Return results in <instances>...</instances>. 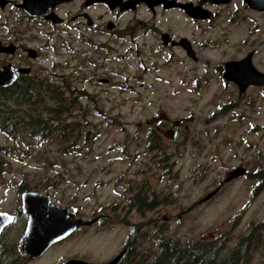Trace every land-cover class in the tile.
Segmentation results:
<instances>
[{
  "label": "rangeland",
  "instance_id": "374dc122",
  "mask_svg": "<svg viewBox=\"0 0 264 264\" xmlns=\"http://www.w3.org/2000/svg\"><path fill=\"white\" fill-rule=\"evenodd\" d=\"M5 12L0 9V38L8 30L4 18L16 25L17 12ZM133 17L121 14L119 28ZM154 20L190 38L196 58L179 46H161L157 33H146L138 45L121 35L115 53L101 49L97 59L85 63L86 45L77 31L53 29L43 20L31 23L29 33L37 35L33 44L40 51L34 67L58 85L65 86L64 76H69L76 104L65 117L80 128V138L77 132L67 139L29 135L22 107L15 114L19 121L13 118L17 125L8 120L2 129L0 122V209L19 210L21 191L36 189L83 218L112 215L105 225L97 220L79 227L24 264L108 259L129 230L116 223L121 219L146 231L136 244L139 257L153 254L158 234L224 243L225 255L241 235L252 232L257 244L249 264H264V86L240 91L222 76L225 60L249 50H254V65L264 71V19L242 0H232L228 12L224 8L211 20L172 12ZM108 38L106 33L98 37ZM153 123L162 129L154 135L159 147L150 149ZM238 165L245 172L225 180ZM142 178L147 182L137 184ZM144 184L161 201L142 215L127 203L130 190ZM25 221L20 213L4 230L2 251L22 253Z\"/></svg>",
  "mask_w": 264,
  "mask_h": 264
},
{
  "label": "flooded vegetation",
  "instance_id": "af4514ba",
  "mask_svg": "<svg viewBox=\"0 0 264 264\" xmlns=\"http://www.w3.org/2000/svg\"><path fill=\"white\" fill-rule=\"evenodd\" d=\"M231 1L232 0H46V2H42L38 5V9H40V6H42L43 11L42 13L37 14L30 12L29 9L27 10L23 6L25 0H0V9L5 10V14H8L9 12L12 13L15 11L17 12L15 22L16 25H9L7 22H5V18L2 24L6 25L8 27V30L7 33L0 38V67H2L4 64L11 63V67L15 70L16 76L13 82L9 85H12L17 82V89L20 92H22V87L27 82H29L30 79H36L38 77L43 76H40L38 73L39 71L36 70V68L34 67V61L40 55L38 47L33 44V40L37 39V35L35 33H29L31 31L30 27H32L31 23H34V21L36 20H43L49 22L51 26L54 27L53 29H61V27L66 26V29L71 32L72 30L77 31L83 43H85L86 45L85 49L83 50V54L86 56L85 58H83L85 63L92 61L94 57L97 59V57L100 55L101 49L102 51L105 50L108 52L115 53L116 46L114 43L121 35H128V39L130 40V42L136 43V45H138L139 38L144 37L146 33L150 35L157 33L158 41L161 46H179L188 54L187 49L181 43L183 41V37H186L190 47L194 50L195 57L191 56L190 54L188 55L191 58L195 59L196 51L194 48V43L190 40V38H188L186 35L177 34L173 32V28H170L168 26H166V28H161L155 23L154 17L163 15L166 12H172L173 14L185 15L187 18H192L196 21L204 19L211 20L212 18L220 14V12L224 8H227L228 12V3H230ZM31 2L37 3L35 1ZM242 2L246 8L260 13L261 18L264 19V7H253L247 0H242ZM24 4H26V2ZM184 5H186V7ZM30 7L36 6L32 5ZM189 9H194L195 14L204 15L196 16L190 13ZM123 13H129L134 17L130 19L129 22L123 28H119L118 20L120 15ZM108 14L112 15V17H106V15ZM144 14H147V16L143 17ZM58 17L61 19H58ZM105 33L109 35V38L106 40H99L98 37ZM46 34L51 35V33ZM9 44L13 45L12 52L9 49H5V46H8ZM92 51L93 56L91 57ZM249 51H252L253 63L254 50ZM226 61H228V59L225 60L223 64V78ZM219 67L221 68V65H219ZM257 69L264 73L263 70H260L259 68ZM64 77L66 80V84H68V90L70 92L72 91V89L69 88V76L65 75ZM9 85L1 87H9ZM249 85L264 86V84L251 83L248 84L247 87ZM159 116L162 119H168V116L163 112H161ZM150 126L152 128L149 131L151 137V144H149V148H158L159 146L157 144V141L154 140V135L156 132H158V128H161L162 126L159 124L155 125V123L150 124ZM135 181L137 184H143L147 182V179L142 178L141 180ZM148 191L149 188H147L145 184L140 189L133 187L130 190L128 196V209L131 208L133 210H137L140 214L144 215L145 210L147 209H144L143 205H145V203H149L152 200V197H155L156 200H159L158 202L161 201L155 196L154 193L152 194ZM138 205L142 206V208L139 209ZM113 207L116 208L115 205H113ZM14 212V221L18 216H20V213L24 214L27 218V215L23 213L21 209L16 210ZM109 215L112 214H110L109 212L108 214L106 212L95 214L94 216L96 217V219L93 222L101 220L103 225H105L108 220H111V218H109ZM14 221H12L10 224H12ZM116 223H121L129 227L124 244L121 248H119L116 253H114L108 259L96 262L107 261L112 257L116 256L117 254L121 253L120 258L116 263L119 264L128 249L126 243L129 239V236H133L137 230H140L141 232H143V235L140 237L142 238L146 232L143 227H141V224H139L138 228V225H136L135 221L125 219L122 221L121 219L120 222ZM10 224H8L4 228V230ZM90 224H81L76 229L83 225ZM136 244L132 245V240H130V249L133 252L136 250Z\"/></svg>",
  "mask_w": 264,
  "mask_h": 264
},
{
  "label": "trees",
  "instance_id": "16d2710c",
  "mask_svg": "<svg viewBox=\"0 0 264 264\" xmlns=\"http://www.w3.org/2000/svg\"><path fill=\"white\" fill-rule=\"evenodd\" d=\"M63 81L65 86L56 84L48 77L33 78L22 87V92L18 91L17 82L9 87H0L2 129L7 127L8 120H12V123L17 125L13 118L19 121L15 114L22 107L27 117L23 123L29 135L41 139L51 136L67 139L70 133L72 135L74 132L78 135L80 128L65 117L74 108L76 101L73 94L66 88L68 84L65 78ZM82 93L80 91V94ZM19 126L22 125L19 124ZM88 132L89 129L83 133V138L87 139ZM79 138L80 135H78ZM3 161L4 158L0 156V168ZM263 169L260 172H264ZM260 184L261 182L258 185ZM158 201L152 197L149 203L142 205L144 209H149L155 207ZM138 208L142 206L138 205ZM136 225L139 228V224L136 223ZM142 235L143 232L137 230L133 236H129L126 243L128 249L119 264H249L250 255L257 244L252 232L245 233L240 236L231 252L224 255V243L208 239H192L183 242L177 237L158 234L153 254L150 256L143 254L139 257L140 251L133 252L130 249V240H132V245L136 244ZM10 254L0 249V264H24L27 259L23 253L12 256Z\"/></svg>",
  "mask_w": 264,
  "mask_h": 264
},
{
  "label": "water",
  "instance_id": "95a60500",
  "mask_svg": "<svg viewBox=\"0 0 264 264\" xmlns=\"http://www.w3.org/2000/svg\"><path fill=\"white\" fill-rule=\"evenodd\" d=\"M35 1L37 3L31 2ZM250 5L256 8L264 7V0H247ZM26 2V4H24ZM23 6L32 13L40 14L43 11L39 4L46 0H25ZM35 5L36 7H30ZM186 7V5H184ZM190 13L196 16L194 9ZM51 15V14H50ZM58 19H61L58 17ZM187 49L188 54L195 57L194 50L190 47L186 37L181 42ZM5 49L13 51V45L5 46ZM224 78L234 81L240 91L246 89L248 84H264V73L259 71L252 63V51L239 59H229L225 62ZM15 70L11 63L0 67V87L9 85L15 79ZM245 172L242 165L228 171L225 179L229 180ZM20 209L27 215L23 236L20 243L21 252L30 258L40 256L46 249L56 241L67 237L81 224H90L96 217L83 218L77 216L68 204L53 202L47 192L36 189H24L20 193ZM15 219V212L0 209V236L4 228ZM121 253L104 262L86 260L80 257L66 258L63 264H116Z\"/></svg>",
  "mask_w": 264,
  "mask_h": 264
}]
</instances>
